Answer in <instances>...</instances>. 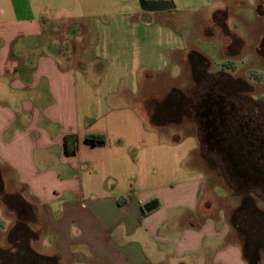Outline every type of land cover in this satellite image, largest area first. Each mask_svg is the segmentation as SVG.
<instances>
[{
  "label": "crops",
  "instance_id": "obj_1",
  "mask_svg": "<svg viewBox=\"0 0 264 264\" xmlns=\"http://www.w3.org/2000/svg\"><path fill=\"white\" fill-rule=\"evenodd\" d=\"M81 1L0 0V176L41 255L59 264H264L262 248L249 256L237 241L223 197L192 160L197 138L174 140L141 114L140 78L185 62L182 41L128 15L89 16L93 36L63 34L59 12ZM63 40H74L73 54ZM88 135L105 146H89ZM155 199L160 207L144 214Z\"/></svg>",
  "mask_w": 264,
  "mask_h": 264
},
{
  "label": "rangeland",
  "instance_id": "obj_2",
  "mask_svg": "<svg viewBox=\"0 0 264 264\" xmlns=\"http://www.w3.org/2000/svg\"><path fill=\"white\" fill-rule=\"evenodd\" d=\"M94 4V8H86L82 0V7L73 5L67 12L62 9L59 12L62 21L58 23L63 34L70 30L77 33L86 30L93 36L89 16L95 18L97 15L110 21L114 15H128L131 23L138 21L142 28L156 31L157 27L164 28L182 41L187 49L185 62L177 65L170 62L168 71L147 73L146 78H140L141 114L147 122L152 118L161 132L171 130L167 133L174 140L189 135L197 138L199 150L192 160L204 171L210 189L215 188V192L223 197L221 205L233 225L234 236L249 256L256 253L257 247L264 250V194L259 190L241 194L235 189L226 170L215 161L214 153L202 146L195 119L204 111L203 101H209L205 96L209 88L219 84L217 89L226 95V100L243 108L242 114L247 118L242 119V123H248L252 118V121L264 124V116L259 114H264L261 102L264 99V0H171L152 6L142 0H107V3ZM99 4L105 7H98ZM67 17L80 18L82 29L79 24H65ZM64 42L67 49L71 45L73 54L74 40ZM77 44L79 52L84 44ZM191 53L208 60L209 69L201 59L190 58ZM167 59L170 60L169 56ZM234 68V75H225L224 71ZM211 72L213 76H210ZM251 126L255 125L252 123ZM261 131L264 133V127ZM170 138L163 136L168 141ZM0 179L2 182L1 176ZM0 186V264H10L11 257L19 259L18 253L26 255V244L34 253L40 252L37 235L29 232L25 225L26 210L20 201L13 200L6 192L3 183ZM253 205L263 213V217L256 216L260 223L255 221L256 218H253L254 223L251 216L247 217L245 208L255 209Z\"/></svg>",
  "mask_w": 264,
  "mask_h": 264
},
{
  "label": "flooded vegetation",
  "instance_id": "obj_3",
  "mask_svg": "<svg viewBox=\"0 0 264 264\" xmlns=\"http://www.w3.org/2000/svg\"><path fill=\"white\" fill-rule=\"evenodd\" d=\"M218 85L209 88L205 95L209 101H203L204 111L195 116L202 146L214 153L215 161L226 170L239 193L257 192L259 186L264 187V133L261 131L264 124L252 118L242 123L247 118L242 114L243 108L226 100ZM259 114L264 116L262 112ZM248 216L254 222V215L248 212ZM23 254L17 255L22 258Z\"/></svg>",
  "mask_w": 264,
  "mask_h": 264
},
{
  "label": "trees",
  "instance_id": "obj_4",
  "mask_svg": "<svg viewBox=\"0 0 264 264\" xmlns=\"http://www.w3.org/2000/svg\"><path fill=\"white\" fill-rule=\"evenodd\" d=\"M171 0H142V2L146 3V4H152V3H164V2H170ZM191 57L190 58H199L201 59V61L205 62V68L209 69V62L208 60H206L205 58H203L201 55L197 54V53H191L190 54ZM206 69V70H207ZM262 104L264 106V99H262ZM86 144H88L89 146L92 147H102L105 146L106 144V138L104 136L101 135H88L86 136L85 139ZM64 146H65V153L68 156H74L76 155V147H75V138L74 136H66L64 139ZM1 179H0V184H1ZM1 188V186H0ZM252 204V203H251ZM246 205V204H245ZM160 207V202L159 200L155 199L152 200L146 204L143 205V212L144 214H150L154 211H156L158 208ZM253 208L254 205H253ZM245 210H247V212H250L254 215V217L256 218V220L259 221V218H257L258 216H262L263 217V213H260V211H258L256 208L255 209H247L245 208ZM258 214V215H255ZM257 216V217H256ZM28 247V251L25 254H23V257L14 260L11 257V261L9 262L10 264H59V261L56 257H46V256H42L39 255L37 253H34L32 251V249L30 248V246ZM11 256V255H10Z\"/></svg>",
  "mask_w": 264,
  "mask_h": 264
},
{
  "label": "water",
  "instance_id": "obj_5",
  "mask_svg": "<svg viewBox=\"0 0 264 264\" xmlns=\"http://www.w3.org/2000/svg\"><path fill=\"white\" fill-rule=\"evenodd\" d=\"M197 125H198V122H197Z\"/></svg>",
  "mask_w": 264,
  "mask_h": 264
}]
</instances>
